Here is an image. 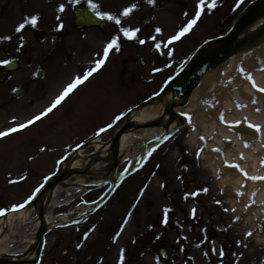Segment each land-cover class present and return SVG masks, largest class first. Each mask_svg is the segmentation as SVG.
<instances>
[{
	"label": "rangeland",
	"instance_id": "rangeland-1",
	"mask_svg": "<svg viewBox=\"0 0 264 264\" xmlns=\"http://www.w3.org/2000/svg\"><path fill=\"white\" fill-rule=\"evenodd\" d=\"M250 1L218 0V6L211 12L206 8L190 32L168 43V38L176 35L195 15L198 0H156L155 4H149L148 0H93L99 5L98 11L119 15L121 25L102 17L107 22L103 30L84 33L74 31L72 25L76 8H92L87 0L79 3L0 0V37H12L0 40V59H21L25 63L14 73L5 72L0 65V131L44 112L76 76H83L89 68L95 67V61L102 58L107 43L118 34L120 27L141 29L138 39H129L119 33L120 50H111L94 76L78 85L69 99L52 113L0 139V209H7L6 213L13 210L14 205L26 204L34 189L44 185L59 165L69 160L86 141L102 133L101 140L108 142L127 114L137 110L143 102L154 99L192 53L206 40L224 34ZM133 4L137 7L129 16H123V10ZM60 5L65 6L63 12L59 11ZM32 15H38L37 25L28 24L18 32V25ZM61 22L63 29L59 28ZM31 27L43 35L33 34ZM157 27L163 32H156ZM152 36L156 37L155 41ZM25 39L30 41L28 49L22 47ZM139 39L146 43H139ZM156 43H160L159 49ZM6 48L11 57L5 53ZM170 50L171 55L168 54ZM39 68L45 70L42 80L35 77ZM200 87L196 93L199 107L207 95L199 93ZM18 88L27 92L21 100L12 95ZM117 116L119 120L115 119ZM109 124L111 128L107 127ZM101 128L106 131L101 132ZM189 131L190 126L185 125L160 150L152 153L145 165L125 179L102 208L81 224L51 230L38 264H119L122 249L124 264H218L222 230L218 226L217 201L221 197H226V209L232 211V217L227 216V224L232 219L234 225L230 234L236 237L242 234L240 230L246 229L236 225L237 214L228 203L229 197L223 193L219 197V185L203 159L208 154L206 149L199 154L186 144ZM140 133L133 131L131 134L128 156L119 162L120 176L135 167L145 155L141 145L147 143L138 139ZM94 151L91 146L84 154ZM155 165H158L156 172L153 171ZM75 181L76 178H71L60 186L56 193L59 203L45 209L49 216L78 217L80 209L103 192L97 189L88 194L92 187L72 188ZM204 188L208 191H202ZM198 190H201L198 195H190ZM195 199L202 201L200 210ZM165 207L170 209L166 225L162 222ZM193 209L204 227L192 225ZM261 221L264 217L260 219V233L264 232ZM37 229V213L33 208L28 218L14 227L15 247H27ZM257 239L259 246L264 245V236ZM159 245L165 246L174 256L183 248L185 261L176 262L174 258L171 262H163L155 251Z\"/></svg>",
	"mask_w": 264,
	"mask_h": 264
},
{
	"label": "bare ground",
	"instance_id": "bare-ground-1",
	"mask_svg": "<svg viewBox=\"0 0 264 264\" xmlns=\"http://www.w3.org/2000/svg\"><path fill=\"white\" fill-rule=\"evenodd\" d=\"M263 25L264 16L254 22L239 39L248 35L257 37ZM249 76L252 79H249ZM199 86H201L199 93L207 94L200 107L196 104L199 101V96L196 94ZM198 87L191 93L188 106L183 109L175 108L184 114L186 125L190 126L186 144L199 154L206 149L208 154H205L203 159L214 175L215 183L219 185V197L222 193L229 197L228 203L235 210L238 223L259 231L260 219L264 217V179H262L264 178V91H260L264 88V33L257 37L253 44L227 59L215 70L207 72ZM208 89H211L209 93ZM173 94L172 91H167L155 97L145 106L132 112L128 120L136 124L158 121L165 114V107L170 104ZM169 119L170 115L167 114L164 123L159 126L141 130L131 128L125 132L120 140V162L125 161L128 156L127 147L132 140L133 131L141 132L138 139L147 143L141 145V149L146 153L151 150L155 140L171 131L178 123L176 119L171 126H167ZM249 122L260 125L261 130L257 131L250 127ZM91 144L103 156L110 150L109 144H104L101 137L93 138ZM90 161L91 158L80 150L70 163L64 164L63 168L86 166ZM236 164H239L244 171L236 168L234 166ZM99 165L101 163L95 164L92 172H95L94 168ZM245 172L248 175H245ZM113 177L112 174L109 179L114 181L116 176ZM75 178L72 188L84 185V176ZM67 181L48 191L45 208L59 203L56 193ZM101 183L99 179H92L88 187L98 186ZM32 202L33 200H29L31 206L22 211L6 212L0 219V259L27 263L35 258L34 237L23 249L16 248L12 241L15 238L14 227L28 218L30 209L33 210ZM94 206L96 203L89 204L84 209H80V213L83 214ZM45 221L48 229H53L66 222L67 218L63 216L54 218L46 212Z\"/></svg>",
	"mask_w": 264,
	"mask_h": 264
},
{
	"label": "water",
	"instance_id": "water-1",
	"mask_svg": "<svg viewBox=\"0 0 264 264\" xmlns=\"http://www.w3.org/2000/svg\"><path fill=\"white\" fill-rule=\"evenodd\" d=\"M264 16V0H255L248 7L244 9L241 15L238 17L231 30L224 36L218 37L216 39L209 40L205 42L193 55L188 64L178 73L173 79H171L166 86L162 89L160 95H163L167 91H172L174 94L171 102L165 108V114L158 121L147 123V124H136L131 121H127L123 127H121L112 141L109 143L111 145L109 155L107 157L97 156V154L92 155L91 161L88 166L76 169H63L59 168L57 173L53 178L43 187V189L38 193L33 201V205L38 212V217L41 222L40 229L37 232L36 239L38 241L36 257L33 261L29 263H23L18 261H12L11 259H0V264H37L41 252L44 246V238L47 232V223L44 217V207L47 200V193L49 190L55 188L59 183L67 178H71L74 175L87 176L89 178L103 179L106 181V185L110 174H115L118 167V155H119V142L125 132L131 128L135 129H146L152 126H159L163 124V120L167 114L170 115V119L167 122V126H170L174 120H178V125L169 134L165 135L162 139L158 140L157 143H162L171 137L173 134L177 133L185 124V117L182 113L175 110L176 107H185L188 105L191 93L199 85L203 76L207 72L215 70L227 59L231 58L233 55L239 53L245 49L248 45L254 43L257 37H260L264 33V25L260 30L257 37L248 35L243 39H239L240 36L251 26L254 22ZM105 23L99 18L94 16L87 9H78L75 13V28L83 30L84 28L99 27L103 28ZM28 46L26 42L25 47ZM22 67L21 62H12L10 65H5L4 69L8 72L16 71ZM41 73L37 76L41 79ZM177 92V95H175ZM24 95V90L19 89L14 92V97L21 98ZM176 99L181 100L177 102ZM149 102H147L148 104ZM104 161L110 163L111 166L107 167V172H92V166L94 163ZM114 185H111L108 191L105 193L104 198L107 194L113 190ZM24 207L19 210L24 209ZM79 220H75L72 223H78ZM161 255L167 260L168 255L165 249H160Z\"/></svg>",
	"mask_w": 264,
	"mask_h": 264
},
{
	"label": "snow or ice",
	"instance_id": "snow-or-ice-1",
	"mask_svg": "<svg viewBox=\"0 0 264 264\" xmlns=\"http://www.w3.org/2000/svg\"><path fill=\"white\" fill-rule=\"evenodd\" d=\"M72 3H79L80 0H71ZM87 2L91 5L93 11L96 12V15L98 16H101L105 19H108V20H111V21H114L117 25H121V18L119 15H116V14H112V13H109V12H100L98 11V8H99V5L93 3V0H87ZM148 3L149 4H155L156 3V0H148ZM218 6V0H198V4H197V11L195 13V15L188 21V23L182 27L178 33L176 35H173L171 37L168 38V43H171L172 41H177L179 40L181 37H183L186 33L190 32L192 30V28L197 24V22L200 20L201 16L205 13V9L207 8V10L209 12H211L213 9H215L216 7ZM137 6L135 4L129 6L128 8H125L123 10V16H129L132 11L136 8ZM65 10V6L64 5H60L59 7V11L60 12H63ZM185 15L187 16L188 13L186 12ZM59 19V17H58ZM38 20H39V17L38 15H32L30 17H27L24 22L20 23L17 27V31H22L26 25L30 24L32 26H36L37 23H38ZM64 25L63 23L61 22L59 24V28L63 29ZM141 31L140 28H132V27H120L119 30H118V34H116L115 36H113L111 38V40L107 43L106 45V48L104 50V53H103V56L102 58L98 59L95 61V67L93 68H89L86 73L83 75V76H76L74 78V81L70 84H68L64 90L62 91V93L55 98V100L52 102V104L44 110V112H41L37 115H35L34 117H32V119L22 123V124H19V125H15L14 127H11L9 129H6L5 131H0V139L4 138L5 136L11 134V133H14L16 131H19V130H23L24 128L34 124L35 122L41 120L44 116L48 115L49 113H51L58 105H60L66 97H68V95L70 93H72L78 85L84 83L94 72L98 71L104 64L105 62L107 61L108 59V55H109V52L113 49L119 51L120 50V47H121V44H120V40H121V36L119 33H123V36L129 38V39H138L137 37V34ZM156 32L158 33H162L163 32V29L160 28V27H157L155 29ZM12 37L11 36H7V37H0V40H11ZM21 39H23V37H21ZM151 39L153 41L156 40V37L155 36H152ZM139 43L141 44H144L146 43V41L144 39H139ZM155 47L156 48H160L161 45L160 43H156L155 44ZM169 55L172 54L171 50L168 52ZM99 55V54H98ZM13 61L10 60V59H0V65H10ZM159 70V69H157ZM37 75H39V73H37ZM249 79H252L251 76H249ZM255 80L253 79V84H255ZM14 91H16V89H14ZM260 91H264V88H261ZM16 118L13 117V120H15ZM116 120H119L120 119V116H117L115 118ZM239 123V122H237ZM250 124V127L256 129L257 131H260L261 130V126L260 125H257V124ZM108 128H111L112 125L109 124L107 126ZM101 132H104L106 131L105 128H101L100 129ZM151 154V153H149ZM236 168H239L240 171H244L239 164H236L234 165ZM245 175H248V173L245 172ZM24 177H21V179H23ZM48 177H45V180H47ZM264 179V178H262ZM41 187H43V185L41 184L40 186L36 187L34 189V194L32 196H30L28 199L29 200H33L35 199V193H39L40 192V189ZM199 191L201 190H198L197 192L195 193H191L190 195H198L199 194ZM202 191H208L207 188H204L202 189ZM141 196L143 195V193L141 192L140 194ZM187 198V196H186ZM217 203H219V201H217ZM24 207L23 204H18V205H14L13 206V210L15 209H19V208H22ZM5 211H8L7 209H0V215H3L5 213ZM170 211L169 208L165 207L164 209V216H163V223L166 225L168 223V212ZM195 209H193V216H195ZM129 215V218L131 217V213L128 214ZM125 224H126V221H125ZM123 231V229H121V232ZM249 235H251V233H249ZM118 238V234L117 236L113 237V239H117ZM85 239H87V234L85 235ZM81 245H77V247H80ZM119 264H124V250L122 249L121 250V255H120V260H119Z\"/></svg>",
	"mask_w": 264,
	"mask_h": 264
},
{
	"label": "flooded vegetation",
	"instance_id": "flooded-vegetation-1",
	"mask_svg": "<svg viewBox=\"0 0 264 264\" xmlns=\"http://www.w3.org/2000/svg\"><path fill=\"white\" fill-rule=\"evenodd\" d=\"M32 33L40 36L36 33L35 29L32 28ZM157 169L154 168V172ZM219 200V218H218V226L220 227V234H219V253H218V264H264V245H258L257 237H263L264 232L255 231V229L248 228L246 224L237 223V226H240L246 230H240L242 234L234 237L232 233L234 225L233 220H229V224H227V216L232 217L231 211L226 209L225 197H221ZM197 205H202V201L194 200ZM190 221L192 225L196 228L204 227L201 223V219H199V215H190ZM261 228V226H260ZM109 229L107 228L106 231ZM260 230V229H259ZM251 233V235H249ZM230 234V235H228ZM183 248L177 253L172 254V260L175 261H185V257L183 254ZM66 255V252L64 253ZM188 258V256H187Z\"/></svg>",
	"mask_w": 264,
	"mask_h": 264
}]
</instances>
